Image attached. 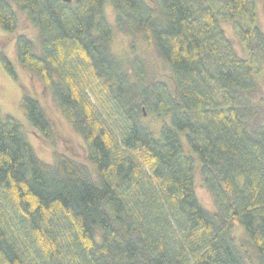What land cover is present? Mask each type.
I'll list each match as a JSON object with an SVG mask.
<instances>
[{
    "label": "trees",
    "instance_id": "16d2710c",
    "mask_svg": "<svg viewBox=\"0 0 264 264\" xmlns=\"http://www.w3.org/2000/svg\"><path fill=\"white\" fill-rule=\"evenodd\" d=\"M13 1L39 42L37 50L18 35L17 60L79 135L96 177L64 155L42 162L20 124L0 112V264H248L232 236L237 223L264 264L257 0ZM107 1L116 26L168 65L173 93L148 82L139 59L127 71L112 53ZM221 22L231 23L244 57ZM17 24L0 0V28L14 33ZM0 63L16 80L5 55ZM21 108L53 143L40 102L23 91ZM145 115H170V124L155 137L141 124ZM197 168L214 212L196 197Z\"/></svg>",
    "mask_w": 264,
    "mask_h": 264
},
{
    "label": "rangeland",
    "instance_id": "374dc122",
    "mask_svg": "<svg viewBox=\"0 0 264 264\" xmlns=\"http://www.w3.org/2000/svg\"><path fill=\"white\" fill-rule=\"evenodd\" d=\"M17 17V31L14 33L4 32L0 28V55H5L11 63L16 80L8 74L0 63V112L2 115L13 117L21 126L27 140L32 145L37 157L48 165H54L59 155L71 158L73 161L85 165L91 175L96 177V171L92 164L87 161L84 143L69 123L64 119L58 109L53 97L44 90L39 78L32 76L22 67L16 57L15 42L18 35L27 36L39 49L38 30L28 22L26 14L15 4L13 0H7ZM151 4L156 0H144ZM156 4V3H155ZM256 23L264 35V8L261 0L256 1ZM106 22L112 28V53L122 61L124 68L129 71L132 61L139 59L144 68L145 79L148 82L162 81L167 84L173 93L174 85L168 65L159 57L156 49L148 42L139 41L132 37L127 29H120L116 26L115 14L112 5L107 1L104 5ZM227 37L233 43L234 48L240 57H244L241 45L235 37L231 23L221 22ZM24 92L37 99L42 105L53 128V143L39 136L28 123L24 111L21 108V98ZM253 96L255 101L261 104L263 116L258 118L264 124V80L258 79ZM170 115L155 116L145 115L141 124L148 129L155 137H159L163 125L170 124ZM185 132H179L181 142L187 147ZM196 162L198 158L192 154ZM195 193L200 204L209 212H214L215 207L211 194L204 188L200 177L199 168L195 175ZM237 244L241 247L243 256L247 258L248 264H260L258 255L252 244L245 236L243 227L237 223L232 232Z\"/></svg>",
    "mask_w": 264,
    "mask_h": 264
},
{
    "label": "water",
    "instance_id": "95a60500",
    "mask_svg": "<svg viewBox=\"0 0 264 264\" xmlns=\"http://www.w3.org/2000/svg\"><path fill=\"white\" fill-rule=\"evenodd\" d=\"M64 3L69 4L72 2V0H62Z\"/></svg>",
    "mask_w": 264,
    "mask_h": 264
}]
</instances>
